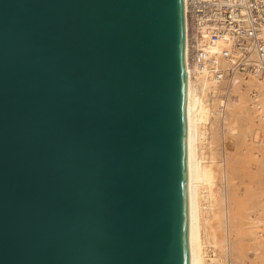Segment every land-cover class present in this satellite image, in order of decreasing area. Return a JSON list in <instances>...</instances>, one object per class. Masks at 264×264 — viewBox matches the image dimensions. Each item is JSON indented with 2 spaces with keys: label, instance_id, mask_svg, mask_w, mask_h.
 <instances>
[{
  "label": "water",
  "instance_id": "1",
  "mask_svg": "<svg viewBox=\"0 0 264 264\" xmlns=\"http://www.w3.org/2000/svg\"><path fill=\"white\" fill-rule=\"evenodd\" d=\"M185 0H0V264H190Z\"/></svg>",
  "mask_w": 264,
  "mask_h": 264
},
{
  "label": "bare ground",
  "instance_id": "2",
  "mask_svg": "<svg viewBox=\"0 0 264 264\" xmlns=\"http://www.w3.org/2000/svg\"><path fill=\"white\" fill-rule=\"evenodd\" d=\"M191 2L185 0L190 264H264L261 51L252 45L244 62L251 65L239 70L235 57L226 54L232 53L234 40L201 49L200 65L211 61L219 67L225 73L221 82L218 76L194 67L197 51L191 47H198L208 29L192 20ZM228 138L236 141L234 150L229 149ZM242 148L245 153L240 152ZM242 186L245 194L240 193Z\"/></svg>",
  "mask_w": 264,
  "mask_h": 264
},
{
  "label": "built area",
  "instance_id": "3",
  "mask_svg": "<svg viewBox=\"0 0 264 264\" xmlns=\"http://www.w3.org/2000/svg\"><path fill=\"white\" fill-rule=\"evenodd\" d=\"M190 10L192 20L208 29L207 37H202L198 47L192 46V49H207L214 47L217 41L228 43L232 39L236 44L229 48L232 53L226 54L234 56L239 64L236 67L243 70L251 65L244 62L252 45L256 44L261 51L257 49L260 69L264 70V0H192ZM193 59L196 62V56ZM212 72L219 82L225 77L219 67Z\"/></svg>",
  "mask_w": 264,
  "mask_h": 264
},
{
  "label": "rangeland",
  "instance_id": "4",
  "mask_svg": "<svg viewBox=\"0 0 264 264\" xmlns=\"http://www.w3.org/2000/svg\"><path fill=\"white\" fill-rule=\"evenodd\" d=\"M197 46H198V44H197ZM199 51L200 50H197V54L195 55L196 56V62L194 61V59H192V63H193V65H194V67H198V69H200V70H202V71H205L206 73H208V74H210L211 76H215V74H213V72H212V69L213 68H216L214 65H213V63L211 62V61H209V62H207V63H205L204 65H200V62H198V60H199V58H198V56H199ZM192 58V57H191ZM212 121V120H211ZM212 123L210 122L209 124H208V127H211L212 125H211ZM228 141H226V143H227V145L229 146V149L230 150H234L235 149V144H236V141L234 142V141H232L233 140V138H228L227 139ZM230 142V143H229ZM234 145V146H233ZM243 146V145H242ZM231 147V148H230ZM233 147H234V149H233ZM245 148H248V147H245ZM243 149V148H242ZM242 149L240 150V152L241 153H245V151H244V149H243V151H242ZM245 150H247V149H245ZM239 179H240V177L238 178V180L236 179V181H239ZM247 180H245L244 181V183L246 182ZM245 186V185H244ZM244 186H242V188H241V190H240V193L241 194H245V192H246V190L244 189Z\"/></svg>",
  "mask_w": 264,
  "mask_h": 264
}]
</instances>
